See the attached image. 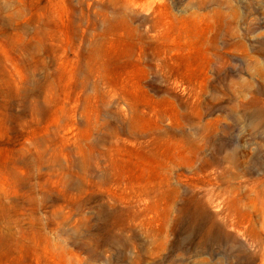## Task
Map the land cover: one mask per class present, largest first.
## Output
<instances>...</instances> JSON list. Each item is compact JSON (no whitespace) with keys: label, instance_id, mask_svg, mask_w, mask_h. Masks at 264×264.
Wrapping results in <instances>:
<instances>
[{"label":"rangeland","instance_id":"obj_1","mask_svg":"<svg viewBox=\"0 0 264 264\" xmlns=\"http://www.w3.org/2000/svg\"><path fill=\"white\" fill-rule=\"evenodd\" d=\"M0 264H264V0H0Z\"/></svg>","mask_w":264,"mask_h":264}]
</instances>
